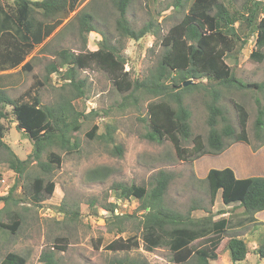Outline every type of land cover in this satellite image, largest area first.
<instances>
[{"label": "rangeland", "instance_id": "1", "mask_svg": "<svg viewBox=\"0 0 264 264\" xmlns=\"http://www.w3.org/2000/svg\"><path fill=\"white\" fill-rule=\"evenodd\" d=\"M172 2L173 0H132L126 13L129 27L137 31L147 24L151 25L145 36L134 40L116 31L115 22L119 16L112 0H82L74 13L69 14L54 34L26 58L25 62L29 60L33 66L32 71L19 70L23 63L14 69L0 71V86L6 87V93L11 98H17L30 87L33 75H38L39 78L45 76L46 65L55 62V51H94L102 39H106V42L115 47L125 59L124 71L129 73L130 80L140 82L156 73L163 53L161 39L186 13L187 9H174ZM242 3L243 0H232L230 7L243 11ZM260 9L264 10V0L261 1ZM80 12L91 16L96 32L80 34ZM252 31L245 32L248 34L246 42L241 46L238 44L234 52L226 57V64L233 75L243 83L264 82V58L261 62L248 59L254 48ZM262 52L264 55V48ZM2 67L3 65H0V68ZM76 78L84 82V96L73 100V106L77 111L89 115L86 119H80V129L72 134L78 148L71 152L60 151L56 147L48 149L61 158L60 165L54 167L50 174L43 173L36 163L29 164L22 178L18 180L14 194V199H19L20 203L8 206V210L21 218V226L13 236L0 230V260L6 252H14L25 256L26 264H43L39 260L40 254L50 251L53 244L58 246L57 240L63 239L66 249L63 252L54 251L55 264H116L117 261H127L128 264H171L172 255L166 246L147 252L139 240L140 220L145 202L133 197L122 199L119 192L113 190L115 185L122 184L144 187L149 192L153 178L158 172H165L171 177L164 196V204L170 210L182 215L189 212L193 218L203 216L204 211H210L213 215L220 211L225 213L224 216H228L230 224L242 217L240 208L223 205L220 192L211 206L205 176L209 169L230 168L235 171L237 177L234 165L236 164L238 169V162L244 161L242 156L236 157L234 153L240 149L252 150L251 145L255 143L253 126L257 115L256 100L264 108V91L253 88H218V106L235 130H238V125L233 103H240L247 110L246 132L251 144L226 140L230 149L227 148L221 154L188 158L193 144L191 140L182 141L181 145L187 153L184 154V159H180L169 141L158 144L143 137L148 131L146 106L156 100L151 94L139 89L132 94L134 102H124V94L117 92L108 75L97 67L78 71ZM65 86L61 75L54 74L44 87L37 88L41 104L55 103L58 94L69 90ZM209 101V94L202 88L184 96V104L191 113V133L200 135L205 144L208 134L206 105ZM91 111L94 112L93 115H90ZM7 112L9 115L2 120L5 129L3 141L13 154L20 160H25L32 151V141L24 132L16 129L9 108ZM93 125L97 126L98 130L94 138L89 140L86 134ZM220 127L221 123L218 125V128ZM109 128L113 129L111 138L107 137ZM117 149H120V153ZM8 157V150L1 149L0 196L8 192L18 179L17 174L7 165ZM41 161H46L44 155ZM247 162L246 160V164ZM245 167L243 178L258 175L247 165ZM36 176H44L55 183L52 196L40 202H32L30 196L23 194L25 186ZM109 204H116L114 216L117 215L119 219L113 218L106 210ZM2 207L0 203V211ZM253 226L257 229L250 232V227L229 225L226 236H242L251 250L264 234L260 223ZM118 229L123 232L118 233ZM132 236L138 238L137 248L116 252L107 250L112 241ZM227 237L218 249L220 261L210 264H233L224 247ZM251 252L246 261L234 264H264L263 259ZM186 264L195 263L191 261Z\"/></svg>", "mask_w": 264, "mask_h": 264}, {"label": "trees", "instance_id": "2", "mask_svg": "<svg viewBox=\"0 0 264 264\" xmlns=\"http://www.w3.org/2000/svg\"><path fill=\"white\" fill-rule=\"evenodd\" d=\"M81 1L0 0V65H3L0 71L20 66L27 55L42 44L61 21L68 17L69 12L75 11ZM112 1L119 16L115 22L117 32L139 40L150 31V24L137 31L129 27L126 13L132 0ZM261 1L263 0H243L244 9L240 11L234 7L231 9L232 0L225 2L173 0L172 7L183 11L187 9L186 13L162 37L163 53L156 73L140 82L130 80L129 73L124 71L125 59L115 47L106 42V39H102L94 51L75 52L68 49L55 51V62L46 65L45 76L39 78L38 75H33L30 87L17 98H11L4 88H0V150H8L7 165L18 176L8 192L0 196V203L3 205L0 211V230L13 236L21 226V218L8 210V206L19 205L20 200L14 199V194L18 180L22 178L29 164L36 163L43 173L50 174L54 167L60 165L61 158L48 149L56 147L60 151L71 152L78 148L72 134L80 129V119L89 117L88 114L77 111L72 103L73 100L84 96L82 89L84 82L76 78L78 71L92 67L104 71L117 92L124 94V102L131 103V100L134 102L132 94L139 89L156 98L146 106L148 131L143 137L158 144L169 141L180 159H184V154L187 153L181 145L182 141L191 140L193 144L188 158H197L204 154H221L228 148L226 140L251 144L246 132L247 110L244 105L233 103L238 125V130H235L224 111L218 106L220 91L218 88L237 90L253 88L260 92L264 91V82L243 83L233 75L226 64L228 54L234 52L238 44L241 46L246 42L248 34L245 32L250 30L254 33V48L248 59L258 62L263 60L264 10L260 9ZM78 25L80 34L96 32L92 18L88 14L81 12L78 14ZM97 34L103 36L102 33ZM32 69L30 61L20 66V70L25 72H31ZM54 74L61 75V80L66 84L65 88L68 87L69 90L58 94L52 105H42L38 89L50 82ZM191 80L197 83L183 86L185 82ZM200 88L205 89L210 97L206 105L208 112L206 144L200 135L191 133V113L184 104L185 94ZM256 103L257 115L253 126L255 143L251 145L253 152L264 145V108L260 106L258 100ZM7 108L14 118L16 129L24 132L32 141V151L25 160H20L13 154L3 141L5 129L2 120L9 115ZM91 113L90 115L94 114L92 111ZM97 130L98 127L93 125L86 137L89 140L93 139ZM108 131L110 132H107V137L111 138L113 129L109 128ZM117 151L120 153V149ZM43 155L46 161L42 162ZM205 180L211 206L220 192L223 205L233 204L242 209V217L237 221L238 226L243 227L251 221L255 213L264 210V177L237 179L230 168H223L209 169ZM170 181L169 174L158 172L153 178L149 192L144 187L122 184L115 185L113 190L119 192L122 199L133 197L145 202L140 220L139 240L147 252L166 246L172 255L171 264H186L191 261L195 264L218 263L220 261L218 249L227 237L226 231L230 225L228 217H221L224 212L217 211L214 216L210 211H204L203 216L193 218L189 212L182 215L170 210L164 204V196ZM54 189L53 181L44 176H36L25 186L23 194L30 196L32 202H40L51 197ZM115 208L116 204L106 206L111 216L119 219L117 215L114 216ZM262 226L264 228V225ZM117 232L123 231L118 229ZM57 242L58 246L53 244L50 251L40 254L41 263L55 264L54 251H65V241L58 239ZM138 246V238L132 236L112 241L107 250L129 251ZM224 247L233 264L244 261L249 252L244 239L236 235L227 237ZM253 254L264 260V234L257 241ZM26 262L25 256L14 252H6L0 260V264ZM116 264L128 262L117 261Z\"/></svg>", "mask_w": 264, "mask_h": 264}, {"label": "crops", "instance_id": "3", "mask_svg": "<svg viewBox=\"0 0 264 264\" xmlns=\"http://www.w3.org/2000/svg\"><path fill=\"white\" fill-rule=\"evenodd\" d=\"M71 13H74V11H72V12H69V14H71ZM69 14H68V16H69ZM65 21V19H63L62 21H61V23L53 30V32L50 34V36H48L47 38H45L44 39V41H43V43L42 44H40L39 46H42L44 43H45V41L46 40H48L53 34H54V32L63 24V22ZM49 23H51V22H49ZM37 47V46H36ZM35 47V48H36ZM34 48V49H35ZM31 54V53H30ZM30 54L29 55H27V57L28 56H30ZM26 57V58H27ZM26 58H25V60H26ZM25 60L23 61V63L25 62ZM29 61V60H28ZM27 62V61H26ZM9 70V69H8ZM8 70H4V71H8ZM20 70V69H19ZM1 72H3V71H1ZM0 88H4V87H1L0 86ZM6 88V87H5ZM4 88V89H5ZM233 146V145H232ZM232 146H231V148H232ZM230 149V147L227 149V150H229ZM248 151V152H247ZM247 151L246 150H244V149H240L238 152H236V153H234V155L236 156V157H241L242 156V158H243V160L242 161H244V162H241V161H239L238 162V165H239V168L237 169V167H236V164L234 165V167L236 168V170H237V177H236V173H235V171H233L232 169V171H233V173H234V175H235V177L237 178V179H243V175L245 174V172H246V167H245V165H247V167L248 168H250V169H252L254 172H256V174H258V175H256V176H254V177H264V145L262 146V147H260L257 151H252L250 148H247ZM246 160L248 161L247 162V164H246ZM246 178H248V177H246ZM231 207H238L237 205H230ZM241 209V208H240ZM242 210V209H241ZM241 213H242V211H241ZM225 215V213L223 214V215H221V217H223ZM225 217H228V216H225ZM256 221V222H255ZM261 224V225H264V210L263 211H260V212H257V213H255L254 215H253V218L251 219V221L250 222H248V223H246L243 227H250V232H253V230H256L257 228H256V226H253V225H255V224ZM230 227H240V226H238V223H237V221L234 223V224H230ZM261 230H262V228H260ZM264 229V228H263ZM238 237H241L242 238V236H239V235H237ZM243 239V238H242ZM245 241V240H244ZM246 242V241H245ZM247 243V242H246ZM256 245H257V243H256ZM256 245L254 246V247H252V249L250 250V248H249V245L247 244V246H248V249H249V252H248V254L246 255V258H247V256L249 255V253H250V251H252L251 253L253 254V250H254V248L256 247ZM254 255V254H253ZM245 261H246V259H245Z\"/></svg>", "mask_w": 264, "mask_h": 264}, {"label": "water", "instance_id": "4", "mask_svg": "<svg viewBox=\"0 0 264 264\" xmlns=\"http://www.w3.org/2000/svg\"><path fill=\"white\" fill-rule=\"evenodd\" d=\"M193 82L192 81H188V82H185L184 84H183V86H187V85H190V84H192Z\"/></svg>", "mask_w": 264, "mask_h": 264}]
</instances>
